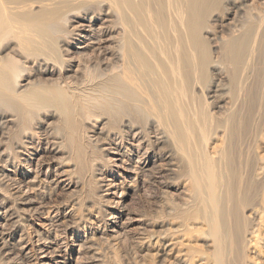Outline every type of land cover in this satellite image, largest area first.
Returning <instances> with one entry per match:
<instances>
[{
  "label": "bare ground",
  "instance_id": "1",
  "mask_svg": "<svg viewBox=\"0 0 264 264\" xmlns=\"http://www.w3.org/2000/svg\"><path fill=\"white\" fill-rule=\"evenodd\" d=\"M132 230L122 264H264V0H0V264Z\"/></svg>",
  "mask_w": 264,
  "mask_h": 264
},
{
  "label": "rangeland",
  "instance_id": "2",
  "mask_svg": "<svg viewBox=\"0 0 264 264\" xmlns=\"http://www.w3.org/2000/svg\"><path fill=\"white\" fill-rule=\"evenodd\" d=\"M122 177H120V175H115V176H113L112 177V179L113 180H119V179H121ZM156 185L154 186V185H149V184H145V186H144V190H142L140 193H139V195L137 194V195H135V196H132V197H129V198H127L126 199V203L124 202V204H126V205H129V206H127V207H130V208H132V209H134L133 211L134 212H136V211H138V212H136V213H142V212H144V214H148V215H151L152 213H153V211L155 210V207H157V204H158V197H159V193H158V191L160 192L161 190H160V188H162V186H161V184H158L157 182L155 183ZM154 186V187H153ZM148 187V188H147ZM150 188V189H149ZM157 188V189H156ZM153 189V191H151ZM62 192V193H61ZM152 192H153V194H152ZM155 193H158V194H155ZM171 195H174L173 193H174V190H170V192H169ZM60 194V195H59ZM71 192H69L67 189H66V187L65 186H58L57 188H56V191H55V193L53 194V196H52V199H51V201L53 202L52 203V205L53 204H55L56 205V203H59V201H61V199L63 200V199H70L71 198ZM57 199V200H56ZM56 201V202H55ZM157 203V204H156ZM55 205H53V207L55 206ZM135 207V208H134ZM55 210H57L56 209V206H55V208H54ZM59 210H61V211H66L67 210V207H65V205H63V204H61L60 206H59ZM151 210H153L152 212H151ZM56 216H57V213L55 214ZM35 221L36 220H32V222H30V224L31 223H35ZM32 224V225H33ZM57 228H58V231H57V233L60 235V234H62V231L64 232V228L62 227V225H60V224H58V226L56 227V230H57ZM62 228V229H61ZM61 229V230H60ZM71 231L72 230H70L69 232H67L68 233V235H71ZM90 232V230L89 229H87V230H85V232ZM81 232V231H80ZM87 232V233H88ZM139 232H137V230H132V231H129V232H127V234L125 233V234H122V235H120V237L118 236V238L116 239V240H114L113 242H114V244H113V246H115V250H116V252H117V254H119L118 256H120L119 257V259H120V262H121V264L123 263V259L124 258H126V256H128V257H132L133 259H135L136 261H138V262H141L143 259H145V257H146V255L148 254V255H150V254H152L153 252H152V250H150V249H152L151 247H142V250H141V245L139 244V234H138ZM83 234V233H82ZM135 234V235H134ZM137 236V237H136ZM122 237V238H121ZM124 237H125V239H124ZM135 237V238H134ZM121 238V239H120ZM128 238V239H127ZM121 240V241H120ZM138 240V241H137ZM64 241H66V240H63L62 239V241L60 242V244L61 245H63L62 246V248H64V249H66V242H64ZM117 241V242H116ZM64 244H63V243ZM127 242V243H126ZM138 245H137V244ZM128 245V246H127ZM123 246V247H122ZM137 246V247H136ZM140 247V248H139ZM145 249V250H144ZM147 249H148V251H147ZM118 250V251H117ZM146 251V252H145ZM149 252H151V253H149ZM65 254L66 253H68V252H64ZM121 253V254H120ZM144 253V254H143ZM147 253V254H146ZM123 254H125V255H123ZM135 255H136V257H135ZM125 256V257H124ZM138 257H139V260H138ZM123 258V259H122ZM122 260V261H121ZM71 264H74V263H71Z\"/></svg>",
  "mask_w": 264,
  "mask_h": 264
}]
</instances>
